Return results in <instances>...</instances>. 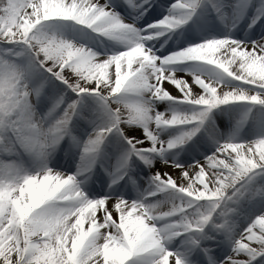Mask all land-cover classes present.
I'll list each match as a JSON object with an SVG mask.
<instances>
[{"label":"snow or ice","instance_id":"snow-or-ice-1","mask_svg":"<svg viewBox=\"0 0 264 264\" xmlns=\"http://www.w3.org/2000/svg\"><path fill=\"white\" fill-rule=\"evenodd\" d=\"M0 264H264V0H0Z\"/></svg>","mask_w":264,"mask_h":264},{"label":"rangeland","instance_id":"rangeland-1","mask_svg":"<svg viewBox=\"0 0 264 264\" xmlns=\"http://www.w3.org/2000/svg\"><path fill=\"white\" fill-rule=\"evenodd\" d=\"M172 2H175V0H172ZM164 14H167L166 11L164 12ZM259 27V26H258ZM180 31V30H177ZM220 31L223 32L225 31V29L223 28V26H221ZM182 37H177V36H172V39H170L168 41V45L167 46H171L174 50H178L179 47L181 46H188L187 43H180L179 41H182ZM157 48L160 47V45H156ZM111 51V49H110ZM181 69H183V71H181L179 74L180 75H184L187 79H191V77H188L186 75V73L188 71H194L196 68V65L193 63H188V64H184V65H180L179 66ZM158 110L160 111H165L168 107L167 103H163V104H158L157 105ZM244 107H252V106H238V107H234V106H221V109H217V110H213V114H212V118L214 119L215 123L217 126L220 127V130L222 132L225 133V136L227 137V135H229L232 130L235 128L237 121L240 119V115L241 112L243 110ZM190 106L184 105L181 106L180 110L181 111H189ZM230 110V115H224V111H228ZM258 111H260V106H255L253 107V113H257ZM231 117V118H230ZM172 131H175L174 129ZM250 132V137L249 138H256L257 137V132L258 130L254 127L251 126V122L249 123V125L247 127H245L242 132H241V140L239 142H244V133H248ZM192 156L197 155V152L195 149L192 150ZM187 156V154H182L180 156V159L183 160L185 159ZM188 159H191V156H187ZM61 162H65L63 160H61ZM69 163V164H68ZM68 165H71V167L75 168V162L74 161H67ZM161 165V161L157 160L156 161V166H160ZM144 187L146 188L147 185L145 184ZM133 197H135L137 195V193L133 192L132 193Z\"/></svg>","mask_w":264,"mask_h":264},{"label":"bare ground","instance_id":"bare-ground-1","mask_svg":"<svg viewBox=\"0 0 264 264\" xmlns=\"http://www.w3.org/2000/svg\"><path fill=\"white\" fill-rule=\"evenodd\" d=\"M108 45H109V48L112 49V48H119L121 47V45H117L115 44L114 42H107ZM182 77H185L184 75H181ZM186 78V77H185ZM161 166V165H160Z\"/></svg>","mask_w":264,"mask_h":264}]
</instances>
